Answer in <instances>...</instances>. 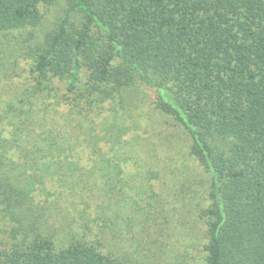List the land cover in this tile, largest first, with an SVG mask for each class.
<instances>
[{"label":"trees","instance_id":"16d2710c","mask_svg":"<svg viewBox=\"0 0 264 264\" xmlns=\"http://www.w3.org/2000/svg\"><path fill=\"white\" fill-rule=\"evenodd\" d=\"M58 1L0 0V33L38 27L39 5ZM62 1L66 7L32 55L38 79L32 150H47L60 162L78 150L104 149L100 141L112 151L125 148L130 126L101 124L99 137L94 100H113L116 120L128 92L137 95L139 85L154 89L155 110L187 133L188 154L208 177L210 205L197 217L206 225V264H264V0ZM72 13L81 16L77 27ZM83 67L92 83L69 105L40 87L52 74L66 77V92L74 94ZM9 110L16 112L13 105ZM57 172L59 166L52 177L69 178ZM75 172L70 177L82 181L108 178L100 170L83 178ZM103 186L74 185L67 194L71 202L104 197L112 187ZM111 211L109 201H100L94 214ZM108 234L102 231L107 245ZM96 247L75 240L56 249L36 238L22 249L0 250V264H119L109 249L102 254Z\"/></svg>","mask_w":264,"mask_h":264},{"label":"rangeland","instance_id":"374dc122","mask_svg":"<svg viewBox=\"0 0 264 264\" xmlns=\"http://www.w3.org/2000/svg\"><path fill=\"white\" fill-rule=\"evenodd\" d=\"M65 7L62 0L39 5L42 21L38 27L0 33V250L22 249L36 238L51 240L56 249L85 240L102 254L110 250L119 264H206V225L197 217L210 205L208 177L188 154L187 133L155 110L154 89L139 85L137 95L128 92L127 111L119 109L122 117L116 120L113 100H94L96 115L91 117L99 137L105 134L101 124L130 126L122 137L125 148L112 151L100 141L104 149L78 150L60 162L47 150L39 155L32 150L33 93L38 82L32 55ZM80 17L72 13L70 23L79 26ZM91 83L90 72L83 67L74 94L66 92V77L52 74L41 80L40 87L53 90L69 105ZM10 105L16 112L9 110ZM58 166L61 172L57 173L69 177L65 181L59 180V174L52 177ZM74 168L80 178L90 170H100L108 178L101 180L98 175L96 180L82 181L70 177ZM105 182L112 188L104 197L71 202L67 194L70 186L104 187ZM100 201H109L111 216L94 214ZM102 231L109 232L108 245Z\"/></svg>","mask_w":264,"mask_h":264}]
</instances>
